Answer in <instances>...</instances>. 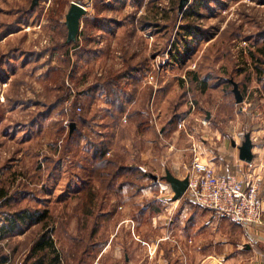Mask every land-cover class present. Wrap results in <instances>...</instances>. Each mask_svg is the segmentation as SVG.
<instances>
[{
	"label": "rangeland",
	"instance_id": "rangeland-1",
	"mask_svg": "<svg viewBox=\"0 0 264 264\" xmlns=\"http://www.w3.org/2000/svg\"><path fill=\"white\" fill-rule=\"evenodd\" d=\"M33 1L0 0V264H166L193 204L174 211L152 177H188L191 143L264 128V0ZM72 3L87 14L67 45Z\"/></svg>",
	"mask_w": 264,
	"mask_h": 264
},
{
	"label": "crops",
	"instance_id": "crops-1",
	"mask_svg": "<svg viewBox=\"0 0 264 264\" xmlns=\"http://www.w3.org/2000/svg\"><path fill=\"white\" fill-rule=\"evenodd\" d=\"M244 112L246 111H243V113ZM255 115L258 116V113ZM189 136L193 139L191 135ZM247 136H249L252 143L251 153L253 155V162H255L256 165H260L264 162V128H252L251 130H247L245 126V129L241 128L236 131L234 130L231 140L229 142L223 140L222 144L218 147L209 146L206 142L202 143L203 145L199 142H195L193 143V146L198 148L196 154H194L191 149L192 143L186 148L187 150L183 149V151L190 152L193 156V162L198 160L200 163L208 164L220 175L228 176L235 174L240 177L246 171V162L241 160L239 149L246 142ZM170 149L172 150V148ZM169 154H172V152L169 151ZM184 167H186L185 164ZM163 170L165 171V176L152 178L155 183L157 182L159 184L157 187L158 192L166 193L172 199L174 204L173 210L175 211L177 203L181 202L183 198L187 197V195L185 193L181 199H176L175 192L173 191L171 184L167 181V175L169 173L180 181L185 180L187 176L183 174L178 176L179 174L171 173L166 168H163ZM156 197H158V200H161L159 198L161 197L159 193ZM259 198L262 201V207L264 210V172ZM188 200L193 205L190 206L183 204L179 209V214H183L182 216L180 215V221L182 222V229L185 233V236L183 237L184 241L181 239L182 237L168 236L169 238L167 241H170L169 249L171 254L170 257L166 259V264H264V223L262 226L236 225L226 219L218 217L212 211L194 204L189 198ZM190 212L191 217L182 220V218L188 216ZM193 216L194 218H192ZM225 221H227L226 224ZM228 222L235 227V230L238 229L239 232L242 233V239L237 237L236 231L232 232L230 235H221L225 230L224 226H226ZM132 223L133 228H135V222L133 221ZM189 227L192 229V232L194 229L197 230L194 231L195 233L192 238H189V234L187 233ZM204 228L209 230L212 229L214 234L209 236L204 235ZM169 232L170 231L168 230V233ZM189 239H191L190 242H194L195 247L190 251L188 256V253H179L181 247L178 249V243L180 242L182 246L185 245V247H187L186 245ZM112 243L113 237L105 243L107 249L102 252L101 257L108 252ZM132 254H135L134 251ZM182 255H185V257H182ZM125 260L126 264L131 263L128 254L125 255Z\"/></svg>",
	"mask_w": 264,
	"mask_h": 264
},
{
	"label": "built area",
	"instance_id": "built-area-1",
	"mask_svg": "<svg viewBox=\"0 0 264 264\" xmlns=\"http://www.w3.org/2000/svg\"><path fill=\"white\" fill-rule=\"evenodd\" d=\"M203 124H205L203 122ZM185 126L184 121L180 127ZM198 148L193 146L196 154ZM264 162L246 163V171L238 175H220L208 164L195 160L188 175L187 197L196 205L212 211L220 218L241 226H262L264 210L259 198Z\"/></svg>",
	"mask_w": 264,
	"mask_h": 264
},
{
	"label": "water",
	"instance_id": "water-1",
	"mask_svg": "<svg viewBox=\"0 0 264 264\" xmlns=\"http://www.w3.org/2000/svg\"><path fill=\"white\" fill-rule=\"evenodd\" d=\"M38 1L39 0L33 1L32 8H34L38 4ZM182 1L186 2V0H182ZM86 14H87V10L85 7H83L82 5H79L77 3L71 4L70 10L66 16V27L68 30V35H67V43L68 44L77 41V38L79 35V30L81 27V20L83 17L86 16ZM233 93H234L236 102L238 104L242 103L243 97H242V94L240 93V91L238 89V85H236V84H234ZM70 127H71V131H73L75 128V124L72 123ZM251 148H252V143L250 141L249 136H247L246 142L239 149L240 150V158L242 161H244L246 163L252 162L253 155L251 153ZM167 181L171 184L172 189L175 192V195H176L175 198L181 199L185 195L187 188H188V184H189L188 177L185 180L180 181L168 173Z\"/></svg>",
	"mask_w": 264,
	"mask_h": 264
},
{
	"label": "trees",
	"instance_id": "trees-1",
	"mask_svg": "<svg viewBox=\"0 0 264 264\" xmlns=\"http://www.w3.org/2000/svg\"><path fill=\"white\" fill-rule=\"evenodd\" d=\"M262 4H264V3H262ZM78 39V38H77ZM70 44H73V42L72 43H70ZM264 44V43H263ZM67 45H69L68 43H67ZM76 47H79V46H77V44H76V46H75V48ZM1 72H3V69L1 70ZM5 72V71H4ZM0 78L1 79H4L5 78V74L3 75V74H0ZM196 80H197V76L196 75H194V77H193V82L195 83L196 82ZM106 82H108V81H106ZM126 108L125 109H121V111H120V115H122L124 112H126ZM119 112V111H118ZM111 113H112V115H115V111H111ZM124 115V114H123ZM140 129V128H139ZM95 147H99L100 148V158L101 159H104V156H106L107 155V153L110 151V149H111V143L110 142H106V143H100V144H98L97 146L95 145ZM107 149H108V151H107ZM105 163L106 164H109V165H114L115 164V162H112V161H105ZM114 163V164H113ZM120 171H126V173H128V171H129V173L130 174H133V175H137V173H139V169L138 168H134V167H129V168H127L126 169V167H124V166H122V167H120ZM153 179V178H152ZM154 180V179H153ZM129 189H130V187H128ZM6 198V195H5V193L3 192V191H0V201H2L3 199H5ZM15 223L16 222H13L12 223V226H11V228L12 229H14V226H15ZM8 234V232H7V230L4 228V227H2V226H0V238L2 237V236H4V235H7ZM49 247H53V244L50 242L49 243V245H48ZM43 248V250H44V247H42ZM9 259H8V257H3L2 258V260H1V262H2V264H6L5 262H7ZM58 263L59 262V259H58V256H56L53 260H52V264H54V263ZM36 264H42V261H37V263Z\"/></svg>",
	"mask_w": 264,
	"mask_h": 264
}]
</instances>
